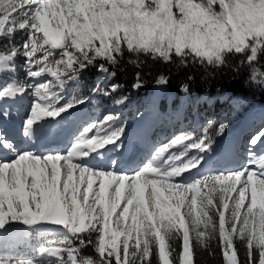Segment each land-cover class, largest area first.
<instances>
[{
    "label": "snow or ice",
    "instance_id": "snow-or-ice-1",
    "mask_svg": "<svg viewBox=\"0 0 264 264\" xmlns=\"http://www.w3.org/2000/svg\"><path fill=\"white\" fill-rule=\"evenodd\" d=\"M18 32L25 34L19 47L13 43ZM0 41L7 42L0 73L14 72L23 57L27 76L0 82V264H43L13 254L10 245L18 227L32 232L46 225L55 226L57 239L36 252L53 258L49 264H195L192 241L206 247L213 236L226 264H264V155L200 175L213 145L209 122L203 135L181 134L130 167L107 155L127 152L124 126L104 123L116 117L84 120L72 130L68 125L88 97L64 95L89 67L114 76L109 66L126 52L212 66L241 54L254 65L264 56V0H0ZM142 86L137 76L133 88ZM92 92L110 94L99 83ZM29 93L19 136L31 146L22 148L9 127L15 117L7 103ZM41 135L63 143L34 150ZM248 144L250 151L264 145V129ZM190 149L197 154L189 156ZM191 169L198 178L177 179ZM235 240L243 242V259ZM89 245L99 259L84 253Z\"/></svg>",
    "mask_w": 264,
    "mask_h": 264
},
{
    "label": "rangeland",
    "instance_id": "rangeland-1",
    "mask_svg": "<svg viewBox=\"0 0 264 264\" xmlns=\"http://www.w3.org/2000/svg\"><path fill=\"white\" fill-rule=\"evenodd\" d=\"M17 34L19 37L17 40L13 41V43L19 47L25 39V34L23 32H18ZM15 63L14 72L0 73V82H8L9 78L10 80L16 79L19 81H25L27 79L23 57H17ZM97 83H99L103 89L109 90L110 94L104 95L102 93H93L92 89ZM96 84L95 86H85L82 85L79 79L70 81L64 90L65 98H71L72 96L88 97V103L83 106V111L89 115V120L93 122H103L105 116L113 115L116 117L113 122L104 123H111L113 128L124 126L125 132L129 130V125L133 121L142 120V122L145 123V126L149 127V131L151 130L152 138L155 140V142H153V145L155 146L154 150L184 133L203 135L204 129L208 128V124L211 122L212 126L211 128H208V135L212 137L213 145L212 150L207 152L211 154L214 152L213 149L215 147H217L216 150L218 149L220 141L223 142L225 137V140H228L229 143L233 140L236 134L235 130L244 125L242 123L246 115H248L246 119L248 120V118L252 117L256 112L262 111L264 114V103L261 104L256 98H252L249 95H235L224 90H220L214 94L209 92L199 94L193 89L183 91L182 99L184 100V106L180 109H176L173 102L177 100V97L175 94L170 93L164 85L150 89L148 94L140 101L134 96H127L128 100L125 103L116 104L115 100L123 97L122 93L124 90L118 88L116 92L112 93L110 91V80L103 73H100L96 79ZM217 99L218 101H215ZM164 101L167 105L166 110L158 107L160 102ZM223 101H228V103H225L227 104L225 109H219V106ZM31 103L32 96L31 93H29L27 95L18 96L13 102L7 103V108L11 109V111L12 109H15L14 114L18 113L22 118ZM203 107H205V109L208 107L213 108L210 111V115H205L204 112H201ZM141 109H144V111L139 113ZM214 112L215 116H213ZM263 114L259 116V119L263 118ZM21 118L19 121V127ZM255 118L256 116L247 122H253ZM221 125L224 126L223 131H221ZM257 127L258 126H255V133L258 130L264 129V126ZM173 128H177L179 134H176L177 131ZM102 133L103 131L101 130V134ZM230 134L232 137H228ZM89 135L91 136L92 134L90 133ZM251 137L252 136H250V138ZM129 140L127 142L131 145L132 142ZM17 141L22 148H28L31 146L29 142L25 141L20 136L17 138ZM245 148L249 149V144L248 146H245ZM172 150L173 149H170L169 151L172 152ZM191 150L192 149L189 150V156H191ZM152 152H150V154ZM251 152L252 151L249 150L247 153L250 154ZM137 155L138 154H135V156ZM110 158L117 157L111 155ZM186 159L187 157H181V160ZM178 161L180 162V160L175 162L179 163ZM245 161L250 164V157L245 159ZM217 166L218 161H215V163L211 164L209 169L201 171L199 174L208 175L210 173H215L218 171ZM196 178H198V176L187 180L190 181ZM57 235L58 233L55 230V226L52 225H46L45 227L32 232H27L23 227H18L16 230L17 237L10 245V251L13 254L24 257L36 256L43 262V264H49V261L53 258L39 254L36 252V249L43 247L49 240L57 239ZM192 235L194 236L195 233H192Z\"/></svg>",
    "mask_w": 264,
    "mask_h": 264
},
{
    "label": "trees",
    "instance_id": "trees-1",
    "mask_svg": "<svg viewBox=\"0 0 264 264\" xmlns=\"http://www.w3.org/2000/svg\"><path fill=\"white\" fill-rule=\"evenodd\" d=\"M18 37L19 35L16 34L13 41L17 40ZM6 43V41H0V49H3ZM109 70L110 73H115L114 76L106 75L110 80V85H118V88H122L124 90L123 96H134L140 101L148 94L150 89L164 85L170 93L176 95L177 100L173 102L176 109L184 106L182 89L185 85L187 90L193 89L199 94L203 92L214 94L224 90L235 95H249L259 100L261 104L264 103V56H261L256 64L249 65L243 55H229L225 64L212 66L207 63L194 62L191 58L186 63H182L179 57L172 62H165L148 55H136L126 52L117 65L109 66ZM100 73L95 67H89L80 74L79 81L85 86H95L96 79ZM254 75L255 79H253ZM137 76L140 77L143 85L138 89L133 88ZM161 76L167 78L166 84L157 83ZM215 101H218V99ZM225 103H228V101H223L219 109H225L227 105ZM158 107L166 110L167 105L164 101L160 102ZM211 109L213 108L208 107L205 109L203 107L201 112H204L205 115H210ZM143 111L144 109H141L139 113ZM213 116H215V112ZM173 129L177 131L176 134H179L177 128ZM174 242L177 250H179L181 242L179 240ZM234 242L238 249V255L243 259L245 254L243 242L239 240ZM192 244L195 264H226L222 242H220L218 236L209 238L206 247L201 246L195 240L192 241ZM84 253L94 259H99L98 254L94 250V245L86 247Z\"/></svg>",
    "mask_w": 264,
    "mask_h": 264
},
{
    "label": "bare ground",
    "instance_id": "bare-ground-1",
    "mask_svg": "<svg viewBox=\"0 0 264 264\" xmlns=\"http://www.w3.org/2000/svg\"><path fill=\"white\" fill-rule=\"evenodd\" d=\"M14 100L9 101L8 103L13 102ZM11 111V109H9ZM15 109H12V114L14 115L15 119L12 122V124L9 126L11 130H13L16 133V139L19 137V121H20V115L14 114ZM253 114V112H252ZM263 114L262 111L256 112L253 114L252 117L248 118V115L244 117L242 127L235 130V136L233 140L229 143L228 140L220 141L218 149L217 147L213 149L214 152L211 154L206 153L205 154V163L202 166L203 170L205 171L209 169L212 163H215V161H218V171H224L226 168H232L235 166H238L240 163L246 162L245 159L251 156H259L264 155V145H258L254 148V150H251L252 152L248 154L247 152L250 150V148H245V146H248V141L250 136H252L256 128L255 126H258L257 128L264 126V114L263 118L259 119V116ZM256 118L253 120V122L248 123L247 121L253 119V117ZM258 116V117H257ZM44 119H50L45 117ZM84 120H89V115L83 111V107L80 109V111L75 114L72 118V123L68 125L72 130H76L80 128L81 124ZM142 120H135L129 125V130L126 132L127 134V152L124 153V155H121L119 152H110L108 153V158L110 156L117 157L116 159H121L124 161H127L129 163L130 167H135L136 165L140 163H146V159L149 157L150 152H152L155 148L153 145L151 130L149 131V127L145 126V123H141ZM67 124V122H65ZM152 124V123H151ZM189 126V124H188ZM57 126L53 123L51 128L55 129ZM237 131V132H236ZM103 134V133H102ZM101 134V135H102ZM227 135V134H226ZM231 136L228 135V137ZM232 137V136H231ZM32 143L35 144V149L40 152H46L50 149L58 148L62 145L63 140L60 138H54L52 136H45L41 135L39 138L35 139ZM31 145V144H30ZM110 147V146H108ZM178 149L173 148L172 152H176ZM216 150V151H215ZM191 155H196L198 150L192 149ZM135 154H138L135 156ZM179 162V161H178ZM95 163V162H93ZM180 163V162H179ZM177 163V164H179ZM252 161L250 162V164ZM197 172L196 169H191L189 172H185L182 174V177H178L177 179H183L187 177V179L195 178L196 176L191 175V173ZM17 237V236H16Z\"/></svg>",
    "mask_w": 264,
    "mask_h": 264
}]
</instances>
